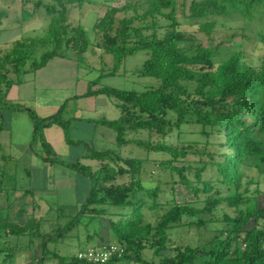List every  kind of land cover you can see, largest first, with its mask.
I'll return each mask as SVG.
<instances>
[{
  "label": "trees",
  "instance_id": "1",
  "mask_svg": "<svg viewBox=\"0 0 264 264\" xmlns=\"http://www.w3.org/2000/svg\"><path fill=\"white\" fill-rule=\"evenodd\" d=\"M35 3L33 11L22 10L20 21L31 18L42 5ZM66 4L65 0L43 4L49 19L46 33L17 39L0 52V109L20 108L5 100L6 92L20 81V75L26 71L23 66L36 45H48L50 49L31 64L33 69L42 67L53 56L66 55L68 50L81 54L95 44L112 56V65L88 82L85 95L104 94L114 98L120 113L113 119L90 121L113 129L118 146L133 144L147 153L165 155L157 166L169 171L172 201H160L159 184L148 187L142 181L140 174L148 156L124 157L112 149L98 150L86 142L72 140L71 118L65 114L68 101L47 117L27 109L33 126L32 142L41 143L44 159L85 175L90 186L75 215L60 227L51 228L55 230L53 233L42 232L39 221L33 218L24 225L13 223L7 210L0 209V243L7 234H13L16 239L28 235L30 245L38 239L40 256L33 259L45 264L51 253L47 248L48 240L97 219L93 227L98 245L111 243L123 247V253L113 257L114 262L126 259L140 264H191L196 247L184 246L179 259L161 254L170 247L171 232L184 227L205 228L209 221H214L211 216L215 209L228 206L235 213L224 217V227L219 231L224 237L215 235L209 240L201 264H264V192L258 187V181L246 177L249 170L264 175V33L257 32L261 51L252 63L245 56L244 40L249 37L244 27L240 28L239 50L228 56L224 55L229 49L228 43L235 41L236 29L210 45L183 28L184 22L189 20L195 32L211 41L219 20H243L247 26L258 18L264 29V0H123L108 6L97 17L93 25L95 43L86 38L81 25L72 26L67 21ZM5 15L6 12L0 10V20ZM158 17L168 21L162 36L157 34ZM139 50L147 54L140 74L155 77L156 86L140 91L102 85L92 88L102 76L117 74L125 57ZM12 73L15 79L8 78ZM184 123L202 126L207 137L205 143L199 146L196 142L150 141L153 134L164 137ZM52 124L63 129L67 142L82 143L90 156L100 162L99 167L57 156L43 131ZM138 131L146 132L148 138L128 137ZM123 174L130 176L127 183H113L116 176ZM206 175L210 177L204 178ZM108 182L113 186L108 187ZM176 185L190 197L178 201L174 196ZM259 196L263 199L261 205ZM146 212H153V221ZM103 218H107V237L100 234ZM251 221L255 226L245 229ZM150 237L155 238L151 248L159 256V262L147 261L142 255L143 242ZM15 246L14 251L9 249L2 258L22 249ZM52 255L58 257L55 253ZM72 262L77 264L75 257Z\"/></svg>",
  "mask_w": 264,
  "mask_h": 264
},
{
  "label": "rangeland",
  "instance_id": "2",
  "mask_svg": "<svg viewBox=\"0 0 264 264\" xmlns=\"http://www.w3.org/2000/svg\"><path fill=\"white\" fill-rule=\"evenodd\" d=\"M122 1L123 0H80L78 2L77 0H74L73 4L67 5L68 10L71 9L70 12H68L69 14L67 13V21L70 22L72 19L79 22L84 30L86 38L91 43H95L97 37L92 28L95 17L100 15L102 10L106 7L117 5ZM41 7L42 8L39 10L40 18L37 21V25L33 28V30L25 34V36L35 37L42 36L46 33L49 19L44 12V7ZM156 21L159 24L157 34L158 36H162L168 21L160 17H158ZM184 23L183 28L187 32L196 34L199 41H203L204 44L210 45L219 40H223L225 36L233 31V29H236L238 32L234 36L233 40L235 41L228 43L229 49L226 51L227 53H225L224 56H228L229 53L231 54L232 52L239 50L238 41L241 40V27L245 28L243 31L246 36L249 37V39L246 38L244 40V44L246 46V58L250 62L254 63L257 60L258 53L261 51V43L257 41V32L261 31L264 33V29L262 28L263 26L259 25L261 23V19L257 18L254 22L247 26L244 25L245 23L243 20H219L212 33L214 36L213 41L206 38L202 35V33L195 32V26H193L189 20H186ZM2 37L3 39L7 38L5 35H2L0 38ZM47 49H50L48 45H36L30 51V57L25 62L23 69H33L31 64L33 62H38L41 54ZM66 54L78 62L80 66V73L85 72V68L89 67L99 71H106L112 65V56L104 53L100 48L96 47L95 44H91L88 49L81 54H77L74 50H68ZM146 57L147 54L144 50H139L134 54L127 55L122 62L118 73L115 75L105 76L102 83L106 86L119 89H134L137 91L156 86L158 80L155 77L140 74L143 61ZM7 66L9 67V64H7ZM90 71L93 73L92 70ZM24 77L25 75L22 73L20 78ZM8 78L15 79V74H10ZM5 89H3V91ZM9 89H7L6 95ZM99 98H102L105 102L103 104L96 103L97 107L95 109L102 111L108 118L111 119L119 116V109L115 107L113 103L115 102L114 98L108 96H100ZM93 105L94 103H90L86 105V107L84 106V110H86L85 112L90 113L93 111ZM0 110L2 114V128L0 130V188L8 190L10 193L28 190V194L32 198L31 207L35 208L34 217L38 219L37 221H39L40 230L42 229V232L46 231L53 233L55 230H52L51 228L55 229L60 227L75 215L78 206L82 202L88 189L89 182L81 173L71 171L67 168V166L57 162L53 163L52 166H48L47 171L40 168L41 165H37L38 162L36 155L30 154L29 158V155L25 153L23 149L24 146L29 144L32 140L33 128L28 112L6 108H1ZM80 126L83 128H80L81 130L79 131L74 130L70 133V136L74 139L76 137H80L83 141L98 150L112 149L124 157L137 156L145 158L148 156L149 160L145 166H143L140 174L142 181L148 187L159 184L161 189L159 198L160 201H172L170 190V181L172 179L169 171L158 169L157 166V163H159L162 158H165V155H161L153 151L147 153L144 149L133 144L118 146L115 141V131L105 125H91L83 123ZM93 128H97L96 133H94ZM134 136L144 139L148 138L147 133L142 131L130 133L128 135L129 138ZM159 140L172 144H177L179 142H196L199 146H201L205 143L207 137L204 133L203 127L199 124L184 123L180 126V128H174L169 131L164 137L159 136L158 134H153L150 138L151 142ZM54 146L59 149V145H57L56 142H54ZM85 148L80 145L77 149L78 153L85 151ZM26 158L29 159L28 163ZM60 158L64 159L62 156ZM66 159V161H69L71 158ZM79 162L90 165L94 168L99 161L95 158H87L86 156H83L79 159ZM177 164L180 163L178 162ZM97 167H99V165H97ZM72 177L76 179L72 180ZM209 177V175H206L204 178ZM246 177H251L254 181H258V187L264 192L263 174H259L255 170H249L247 171ZM129 178V174L118 175L113 183H127ZM106 184L108 187L113 186L110 182ZM253 185L254 184H252L251 187H253ZM176 186L177 191L174 196L178 201H182L184 198L190 197H186L184 190L178 185ZM262 200V196H259L258 202L260 205L262 204ZM36 207H39L40 209L37 210ZM234 211V209L228 206H222L215 209L211 216L214 221H209L206 227L201 228L200 230L195 228L188 229L185 227L174 229L171 232L169 249L162 251L161 254H168L176 259H179L183 251V247L190 245L197 248L195 258L191 264H201L205 259L204 249L208 247L209 240L215 235H218L220 238L224 237V235L219 232L224 227V217L226 214L233 215L235 213ZM146 214L149 220H154L155 217L153 212H146ZM29 215H31V212H29ZM30 218L33 217L30 216ZM206 218L208 219L207 216ZM96 221L97 219H94L86 225H76L67 234L53 240H48L47 248L51 253L45 261V264H73L72 261L77 252L89 247L99 246V239L98 236L94 234L93 227ZM101 222L104 227L102 225V227L100 226V234H104L107 237V218H103ZM254 226L255 222L251 221L244 228L248 229ZM1 239H3L4 242L2 241V243H0V249L2 250V252H0V264H15L12 255L6 257L5 259H3L2 256H5L9 249L14 251L15 247H17L15 246L16 244L19 247L18 249H20V247L22 249H29L30 246H32L30 249L33 251L32 253L34 257L40 256L38 239L34 240L35 243L33 245L29 244L28 235H23L19 239H16L13 234H7L5 238ZM149 239V241L143 242L144 248L142 255L147 261L152 260L153 262H159V256L155 255L153 249L151 248V242L155 238L150 237ZM52 253L57 254L58 257L52 255ZM59 258H61V260ZM30 264L38 263L34 259L30 262ZM115 264L140 263L133 260L120 259L115 262Z\"/></svg>",
  "mask_w": 264,
  "mask_h": 264
},
{
  "label": "crops",
  "instance_id": "3",
  "mask_svg": "<svg viewBox=\"0 0 264 264\" xmlns=\"http://www.w3.org/2000/svg\"><path fill=\"white\" fill-rule=\"evenodd\" d=\"M54 1L56 0H0V10L6 12L5 17L0 20V37L2 35L7 36L5 39H3V37L0 38V52L7 50L13 41L17 39L31 37L25 36V34L33 30V28L37 25V21L40 18L39 10L42 8L41 6H43L45 3H53ZM65 1L67 3L66 6L73 4L74 2V0ZM77 1L79 2L80 0ZM35 2L38 4L42 3V5H39L35 9V13L31 18L20 21L19 19L21 17L22 10L25 9L28 11H33L34 6L36 5ZM70 10L71 9H69L68 12H70ZM104 10H102V13ZM102 13H100V15ZM97 17H95L94 22L96 21ZM94 22L92 24V28ZM69 23L72 24V26L81 25L79 22L72 19ZM79 70L80 66L78 62L73 60V58L67 54L63 56H53L42 67L36 69H27L24 71L23 74L25 77L20 78L19 82L11 85L5 100L9 103H15L19 105L20 108L16 109L18 111L23 110L28 112L27 109H31L41 117H47L56 113L60 106L64 104V102L68 101L65 114L66 117L71 118L69 135L74 130H81L80 128L83 127L80 125L83 123L98 125L90 120L108 118L102 111L95 109L97 107L96 103L103 104L105 102L99 97L106 95H85V92L88 89V82L100 76L102 71L96 70L94 68L91 69L90 67L85 68V72L82 73H80ZM90 70H92L93 73H91ZM104 77L105 76H102L99 80V83L93 85L92 88L95 89L101 85L106 86L102 83ZM90 103H94V108L92 109L93 111L86 113L84 106L86 107V105ZM96 130L97 128L94 129V133H96ZM43 131L46 140L50 143L56 155L59 157L62 156L64 158L63 160H67L66 158H71L69 161L75 162L79 161V159L83 156L92 158L90 156V152L86 150L82 143L67 142L63 129L59 125L52 124L44 128ZM71 139L83 141L80 137H76L75 139L71 137ZM54 142L59 145V149L54 146ZM80 145L85 148V151L78 153L77 149L80 147ZM23 149L24 152L29 155V158L30 154L36 155L38 162L37 165H41V167H39L43 170L47 171V167L53 165V163L44 159L45 152L40 142H32L31 140L30 143L25 145ZM56 149L60 153H58ZM28 160L29 159L26 160L27 163ZM98 163L97 165H100V163ZM97 165L94 168H97ZM69 170L79 173L78 171L71 168H69ZM83 176L89 182L88 178L85 175ZM72 178V180L76 179L74 177ZM88 185L90 186V184ZM89 186L85 196L89 190ZM28 193V190L10 193V191L0 188V209L5 208L7 210L8 218L11 222L24 225L27 223L28 219H30V216L33 217L34 220H38L34 217L35 208L31 207L32 198ZM36 209L39 210L40 208L36 207ZM29 212H31V215H29ZM32 252L33 251H30L29 249H21L15 252L12 255V258H14L15 264H30V262L34 260V255Z\"/></svg>",
  "mask_w": 264,
  "mask_h": 264
},
{
  "label": "built area",
  "instance_id": "4",
  "mask_svg": "<svg viewBox=\"0 0 264 264\" xmlns=\"http://www.w3.org/2000/svg\"><path fill=\"white\" fill-rule=\"evenodd\" d=\"M123 247L118 244L89 247L77 252V264H115L113 257L123 253Z\"/></svg>",
  "mask_w": 264,
  "mask_h": 264
}]
</instances>
